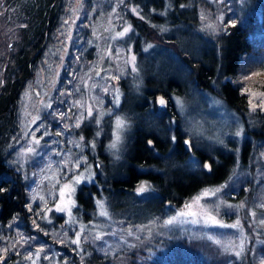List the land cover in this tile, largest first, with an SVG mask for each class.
<instances>
[{"label":"rangeland","instance_id":"rangeland-1","mask_svg":"<svg viewBox=\"0 0 264 264\" xmlns=\"http://www.w3.org/2000/svg\"><path fill=\"white\" fill-rule=\"evenodd\" d=\"M237 1L241 2L210 0L213 5L202 11L200 29L218 32L226 12ZM63 2V22L49 45L50 55L23 93V141L9 160L26 178L28 205L41 220L37 229L41 227L42 231L35 230L33 235L18 233L8 246L11 253H20L22 264H126L127 251L134 247L149 252L166 250L186 238L201 242L202 248H211L222 264L235 260L239 264H264V146L251 142L243 160L242 145L248 137L245 123L235 109L208 90L192 88L185 95L172 93L169 99L184 136L203 150L213 168L220 163L221 152L232 153L224 177L218 183L201 186L179 203L165 204L162 213L149 212L157 207L149 200L115 196L112 201L98 196L92 214L83 217L76 194L84 182L95 180L97 170L88 160L86 147L94 154L100 137L97 133L88 143L84 121L91 118L101 125L105 117H110L105 150L118 156L133 136L131 116L139 122L150 119L142 109L143 90L173 76L182 63L175 52L162 48L153 39L137 36L131 17L140 11L131 0ZM19 7L15 0H0V48L13 39L15 28L24 20ZM83 31L85 34L80 35ZM183 39L200 46L208 43L200 37ZM147 79L149 85L145 83ZM261 93L264 91L251 92L250 111L264 108ZM118 121L122 127L118 128ZM173 124L174 119L169 127L174 138ZM203 166L192 153L190 167ZM78 177L80 182L76 183ZM67 184L72 191L62 195ZM150 191L151 185L143 181L137 193L149 195ZM205 191L215 195L205 196ZM188 204L192 207L187 208ZM125 209L137 216H133V224L124 226L120 214ZM55 213L63 215V222L54 219ZM170 220L173 222L168 223ZM50 238L68 242L77 259L69 260L72 254L64 253ZM91 246L95 249L91 250ZM6 247L0 245L1 261ZM92 251L105 255L107 261H87Z\"/></svg>","mask_w":264,"mask_h":264},{"label":"trees","instance_id":"trees-1","mask_svg":"<svg viewBox=\"0 0 264 264\" xmlns=\"http://www.w3.org/2000/svg\"><path fill=\"white\" fill-rule=\"evenodd\" d=\"M15 1L20 3L19 10L24 20L15 28L13 39L3 44L4 49L0 48V245L7 247L18 233L33 235L35 230L42 231L41 227L37 229L41 220L28 205L30 191L26 178L9 164V160L23 141V93L36 72L43 68L45 58L50 55L49 45L65 13L63 0ZM131 2L140 11L139 15L131 17L137 36L153 39L162 48L175 52L182 64L173 76L160 80L156 87L143 90L145 103L142 109L147 111L150 119L139 122L132 114L129 115L133 121V136L125 150V160L143 166L155 165L160 175L148 177L152 180V189L159 195L166 194L179 202L203 185L218 183L227 173L232 153H218L221 161L212 172L202 167H190L189 176H183L180 172V168L184 167L183 157H176L177 160L169 158L170 147H181L180 139L184 133L181 131L179 117L171 101L167 111L157 109L155 95L162 92L169 98L172 93L185 95L192 88L208 90L221 97L242 117L248 134L242 145L243 160L252 147L251 142H256L258 147L264 146V108L259 107L253 112L249 109L252 103L251 92L264 91V0L237 1L239 3L235 4L234 9L226 12L223 24L216 33L199 27L202 11L213 5L210 0ZM84 34V31L80 33ZM184 36L188 39L200 37L208 43L196 45L190 40H182ZM145 83L149 85V79ZM127 90L126 87L124 92ZM168 114L174 115L173 133L178 137L172 146L169 144L172 139L169 132L172 120L167 118ZM148 137L156 141L160 158L151 157V149L146 144ZM120 173L119 166H110L95 185L81 186L77 190L78 207L83 211V217L92 214L95 209L94 200L100 195L112 201L115 196L128 197L121 189L131 185L128 182L120 183ZM54 219L63 222V215L55 213ZM45 239L50 242L47 237ZM50 239L64 253L72 254L69 260L77 259L76 251L68 242ZM180 243L170 249H156L154 252L134 247L127 251L126 264H222L215 251L204 244V248L200 247L201 242L185 238ZM7 247L0 264H22L24 258L20 253L16 254L13 250L11 253V246ZM94 249L91 246V250ZM86 258L89 262L107 261L105 255L97 251H92ZM231 264L239 263L235 260Z\"/></svg>","mask_w":264,"mask_h":264},{"label":"flooded vegetation","instance_id":"flooded-vegetation-1","mask_svg":"<svg viewBox=\"0 0 264 264\" xmlns=\"http://www.w3.org/2000/svg\"><path fill=\"white\" fill-rule=\"evenodd\" d=\"M120 87H121V85H120ZM121 103H122V101L120 102V104ZM167 118H170L172 120V119H174V115L168 114ZM84 122L86 124L84 126V128H86L84 136H86L85 139H87L88 143L90 142L91 139L95 138L94 135H96L97 133L100 134V137H98L97 141L95 142L94 154H92L90 152V149H88L86 147L88 160L91 159V161L94 164L95 169L97 170L95 180H93L89 183L84 182L81 186L95 185L96 182L98 180H100L101 175L104 173V170H107L110 168V166L112 167L114 164L118 163L119 167H120V171H121V173L119 174L120 183H122V182L127 183L128 182L131 185L130 187H128V188L124 187V189H121V190L123 192H125V194H127V196H132L134 198V200H136V201H138L139 199H143L145 201L149 200V201L154 202L157 207L152 208L151 210H149V212L155 213L158 211V212L162 213L165 204L171 205L173 203H179L180 202V201L175 202L174 199L168 197L166 194L159 195L156 192V190L152 189V180L148 177H154V176L160 175V171H159V169H157L155 167V165L148 164L146 166H143L142 164L134 163V162L127 163L125 160V151L119 152L118 156H115L110 151L105 150L106 140L108 139L109 133H110L109 130H110L111 120H110L109 116L104 118L103 123L101 125H96L94 120H92L91 118H87V120H85ZM184 138H185V136L183 134L181 136V139H180L181 140L180 141V144H181L180 148H175V146L170 147L171 153H170V157H169L172 160L173 159L177 160L176 157L177 158L179 157L180 159L183 157L182 160L184 163V167H183V169L180 168V172L182 174H184L183 176H189L190 155L192 153H194L195 156L202 163H204V166L202 167L203 170H205L207 172H212L214 168L211 165L210 160H206V155L204 154L203 150L201 148L197 149L196 147H194L193 144L191 145L192 149L188 150L184 144ZM177 139H178V137L176 135L174 138L172 137V139L170 140V143H169L170 146L174 145V143L177 142ZM146 141H147V143H146L147 146L149 147V149H151V153H152L151 157H155V158L159 157L160 158V155H158L159 150L155 146L156 141L152 138H149V137L147 138ZM159 142L163 143V141H159ZM175 154H176V156H175ZM207 162H209V169H207V167H206ZM104 176H105V174H104ZM143 181H145L151 185V191L149 192V195L137 193L139 184ZM119 198H121V197H119ZM124 198H122V199H124ZM122 205L127 207L126 203H124V202L122 203ZM94 206H95V203H94ZM78 209H79V207H78ZM133 216L136 217L137 215H133L131 212H129L128 209L123 210L122 214H120V217L125 220V223L123 225L125 226V225H129V224H133V221L136 220L133 218Z\"/></svg>","mask_w":264,"mask_h":264},{"label":"snow or ice","instance_id":"snow-or-ice-1","mask_svg":"<svg viewBox=\"0 0 264 264\" xmlns=\"http://www.w3.org/2000/svg\"><path fill=\"white\" fill-rule=\"evenodd\" d=\"M125 31H128V29H125ZM121 35H123V33H121ZM261 95L264 96V93H261ZM160 103L163 105V104L165 103V101H164L163 99H161V100H160ZM255 107H256V105H253V109H255ZM117 123H118V128L123 126L121 122L118 121ZM112 147H115V144H113ZM79 182H80V178L78 177L77 180H76V183H79ZM71 191H72V187H71V185H70V184H67V185L64 186V189H62V195H63L64 192H69V193H70ZM141 191H143V189H141ZM216 191H219V189H216ZM203 195H205V196H207V195H215V192L205 191ZM199 199H200L199 196L196 197V201H199ZM70 202H71V201H69V203H70ZM186 207H187V208H191L192 205H191V204H188V205H186ZM58 210H61V211H62L63 208H60V209H58ZM101 214H102V215H107L106 212H102ZM185 214H186V213H181V215H185ZM187 214L195 215L196 213H187ZM208 219H209L212 223H216V221H215V219H214L213 217L209 216ZM172 222H173L172 220L168 221V223H172ZM262 223H264V222H262ZM235 226H236V225H233L232 227H235ZM76 242L78 243V241H76ZM239 254H240V253H237V255H239Z\"/></svg>","mask_w":264,"mask_h":264},{"label":"water","instance_id":"water-1","mask_svg":"<svg viewBox=\"0 0 264 264\" xmlns=\"http://www.w3.org/2000/svg\"><path fill=\"white\" fill-rule=\"evenodd\" d=\"M161 99H163L165 101V103L163 105L160 103ZM154 100H155V105H156L157 109L162 110V111H167L170 108L171 102H170L169 98L164 93H162V92L157 93L155 95ZM184 144L188 150L192 149L191 140L189 137L184 138ZM206 167H207V169H209V162L206 163Z\"/></svg>","mask_w":264,"mask_h":264}]
</instances>
